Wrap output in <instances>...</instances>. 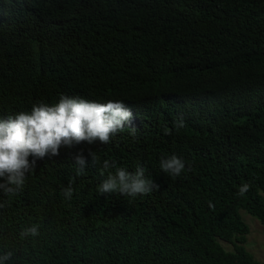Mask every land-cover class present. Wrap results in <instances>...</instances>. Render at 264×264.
Listing matches in <instances>:
<instances>
[{"label":"trees","instance_id":"obj_1","mask_svg":"<svg viewBox=\"0 0 264 264\" xmlns=\"http://www.w3.org/2000/svg\"><path fill=\"white\" fill-rule=\"evenodd\" d=\"M61 95L122 101L131 124L108 144L62 146L0 192L5 264H264L240 215L264 226V0H0V118ZM171 155L179 177L160 169ZM105 159L159 190L100 195Z\"/></svg>","mask_w":264,"mask_h":264},{"label":"clouds","instance_id":"obj_2","mask_svg":"<svg viewBox=\"0 0 264 264\" xmlns=\"http://www.w3.org/2000/svg\"><path fill=\"white\" fill-rule=\"evenodd\" d=\"M132 111L125 107L122 101H108L107 103L91 102L81 97L61 95L58 103L49 106L33 105L30 112H20L14 117L0 118V192L5 196L14 195L24 185L26 175L35 170L38 160L45 157L51 159L59 156L60 148L71 149L81 142L92 145L99 141L108 144L110 137L122 131L126 124H131ZM185 126L182 117L174 122L177 129ZM132 128V135L136 134V127ZM170 135V130H164ZM90 164H97V155L89 151ZM29 157H32L31 161ZM77 166V174L82 173L89 165L83 150L72 156ZM161 171L170 177H179L185 169L182 158L171 155L161 157ZM190 167V166H189ZM115 169V172L109 171ZM106 178L98 185L100 195L118 193L123 197L135 199L138 196L159 190L160 185L145 178L144 169L137 166L134 172L117 167L115 161L107 159L102 162L101 175ZM250 189L245 183L239 187L238 195L243 196ZM71 184L62 190L65 199L70 200L73 195ZM215 206L209 203V208ZM38 226L33 225L21 232L22 236H37ZM11 251L0 256V264H5L12 257Z\"/></svg>","mask_w":264,"mask_h":264},{"label":"rangeland","instance_id":"obj_3","mask_svg":"<svg viewBox=\"0 0 264 264\" xmlns=\"http://www.w3.org/2000/svg\"><path fill=\"white\" fill-rule=\"evenodd\" d=\"M262 196L264 198V194H262ZM240 215L243 222L249 228L245 244L246 250L250 252L256 260L264 262V226L244 211H240ZM221 245L226 251H232L231 245L224 242H221Z\"/></svg>","mask_w":264,"mask_h":264}]
</instances>
